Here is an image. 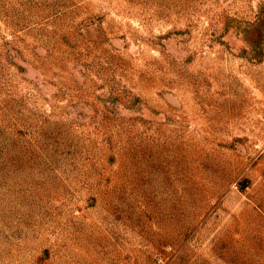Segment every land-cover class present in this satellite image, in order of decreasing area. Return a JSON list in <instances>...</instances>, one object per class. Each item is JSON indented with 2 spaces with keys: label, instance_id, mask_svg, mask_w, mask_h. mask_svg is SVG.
I'll use <instances>...</instances> for the list:
<instances>
[{
  "label": "rangeland",
  "instance_id": "1",
  "mask_svg": "<svg viewBox=\"0 0 264 264\" xmlns=\"http://www.w3.org/2000/svg\"><path fill=\"white\" fill-rule=\"evenodd\" d=\"M0 264H264V0H0Z\"/></svg>",
  "mask_w": 264,
  "mask_h": 264
}]
</instances>
